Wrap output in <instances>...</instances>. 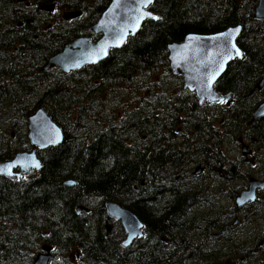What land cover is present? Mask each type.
<instances>
[{
	"label": "trees",
	"instance_id": "obj_1",
	"mask_svg": "<svg viewBox=\"0 0 264 264\" xmlns=\"http://www.w3.org/2000/svg\"><path fill=\"white\" fill-rule=\"evenodd\" d=\"M110 1L0 0V162L30 151L26 120L39 108L63 133L60 145L36 153L38 172L0 178V264H32L44 246L56 257L50 264L215 263L204 254V219L194 214L203 174L199 181L192 174L221 169L224 148L239 138L264 140V120L250 121L264 102V87L255 89L264 72V23L252 18L257 0H155L147 9L157 19L103 61L41 72L73 40L98 38L87 29ZM67 12L80 16L64 21ZM235 26L240 58L213 85L230 102L198 105L170 73L167 46ZM230 169L227 163V175ZM107 202L138 219L141 239L121 247L124 234L106 216ZM78 207L86 212L76 214Z\"/></svg>",
	"mask_w": 264,
	"mask_h": 264
},
{
	"label": "water",
	"instance_id": "obj_2",
	"mask_svg": "<svg viewBox=\"0 0 264 264\" xmlns=\"http://www.w3.org/2000/svg\"><path fill=\"white\" fill-rule=\"evenodd\" d=\"M21 1L18 0V2ZM154 1L111 0L97 21L87 29L88 33L98 38L91 40L88 37H79L73 40L60 52L48 58L40 71L45 73L49 70H57L69 73L103 61L107 58L109 51L120 49L128 37L134 36L143 22L157 19L147 9ZM39 10L49 13L52 7L41 6ZM79 16V12H69L64 13L62 19L69 21ZM252 18L264 23V0H257ZM237 29H239L238 32ZM240 32L241 27L235 26L215 34H188L181 42L167 46L170 73L179 77L182 90L192 93L198 105L221 104V100L229 103V96H220L214 91L213 85L222 76L226 66L232 60L240 58V51L236 44ZM263 87L264 72L255 89L260 91ZM263 118L264 102L254 109L250 121L253 123ZM26 121L27 140L33 150L15 153L10 160L0 162V178L16 181L28 175L30 171L38 172L40 163L34 149L44 151L60 145L63 141L62 131L41 108L35 110ZM245 148V146L241 148L242 156H245ZM200 171L201 169L197 168L194 175ZM61 185L71 187L73 183L65 181ZM262 187L264 184L250 180L247 190L236 198L235 206L240 207L252 202L255 190ZM104 209L109 219L119 223L125 235L121 243L122 248L128 247L133 241L141 238V224L132 213L112 202L105 203ZM81 211L86 212L85 209L78 207L76 214ZM41 251L42 253L35 256L32 264H48L55 259L50 255L49 247L44 246Z\"/></svg>",
	"mask_w": 264,
	"mask_h": 264
},
{
	"label": "flooded vegetation",
	"instance_id": "obj_3",
	"mask_svg": "<svg viewBox=\"0 0 264 264\" xmlns=\"http://www.w3.org/2000/svg\"><path fill=\"white\" fill-rule=\"evenodd\" d=\"M243 146L245 156L241 154ZM234 148L229 153L224 148L221 169L216 171L207 165L197 175L195 171L192 174L194 178L203 174L202 207L194 214L204 219V254L215 256L213 264H264V187L255 190L252 202L235 206L236 198L247 190L250 180L264 184V140L239 138ZM227 163L232 165L229 175ZM242 174L246 176L244 183L234 186L227 183L242 182Z\"/></svg>",
	"mask_w": 264,
	"mask_h": 264
},
{
	"label": "rangeland",
	"instance_id": "obj_4",
	"mask_svg": "<svg viewBox=\"0 0 264 264\" xmlns=\"http://www.w3.org/2000/svg\"><path fill=\"white\" fill-rule=\"evenodd\" d=\"M229 149H233V150H234V149H235V148H234V145H233L232 147H225V150L227 151V153L230 152ZM237 151H238V149H236V152H237ZM199 176H200V175H199ZM199 176H197V180H198V181H199V178H200ZM202 179H203V178H201L200 180H202Z\"/></svg>",
	"mask_w": 264,
	"mask_h": 264
},
{
	"label": "bare ground",
	"instance_id": "obj_5",
	"mask_svg": "<svg viewBox=\"0 0 264 264\" xmlns=\"http://www.w3.org/2000/svg\"><path fill=\"white\" fill-rule=\"evenodd\" d=\"M92 40V39H91ZM49 71H51V70H49ZM57 71V70H56ZM43 110V109H42ZM44 111V110H43ZM31 150H33V148L32 147H30V151ZM35 150V154L37 153V152H41V151H39V150H37V149H34ZM30 151H28V152H30ZM18 153H20V152H18ZM37 158V157H36ZM38 160V159H37ZM39 161V160H38ZM14 172H17V170H14Z\"/></svg>",
	"mask_w": 264,
	"mask_h": 264
},
{
	"label": "snow or ice",
	"instance_id": "obj_6",
	"mask_svg": "<svg viewBox=\"0 0 264 264\" xmlns=\"http://www.w3.org/2000/svg\"><path fill=\"white\" fill-rule=\"evenodd\" d=\"M236 31L238 32V31H239V29H237ZM220 102H221V103H223L224 101H223V100H221ZM36 166L38 167V165H36Z\"/></svg>",
	"mask_w": 264,
	"mask_h": 264
}]
</instances>
